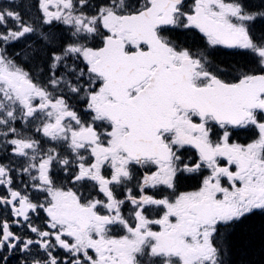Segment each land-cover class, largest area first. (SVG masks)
<instances>
[{
	"label": "snow or ice",
	"instance_id": "1",
	"mask_svg": "<svg viewBox=\"0 0 264 264\" xmlns=\"http://www.w3.org/2000/svg\"><path fill=\"white\" fill-rule=\"evenodd\" d=\"M0 264H264V0H0Z\"/></svg>",
	"mask_w": 264,
	"mask_h": 264
}]
</instances>
